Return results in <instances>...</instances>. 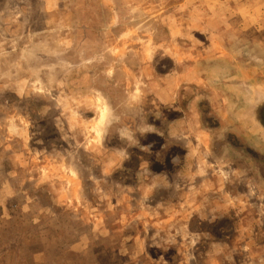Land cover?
<instances>
[{"label":"rangeland","instance_id":"obj_1","mask_svg":"<svg viewBox=\"0 0 264 264\" xmlns=\"http://www.w3.org/2000/svg\"><path fill=\"white\" fill-rule=\"evenodd\" d=\"M0 264H264V0H0Z\"/></svg>","mask_w":264,"mask_h":264},{"label":"bare ground","instance_id":"obj_2","mask_svg":"<svg viewBox=\"0 0 264 264\" xmlns=\"http://www.w3.org/2000/svg\"><path fill=\"white\" fill-rule=\"evenodd\" d=\"M107 117V111L106 109H103L101 112V116H100V120H99V124H102L105 122V118ZM100 126V125H99ZM100 133V132H99ZM101 137V136H100Z\"/></svg>","mask_w":264,"mask_h":264}]
</instances>
